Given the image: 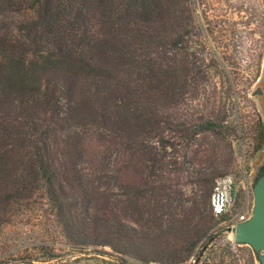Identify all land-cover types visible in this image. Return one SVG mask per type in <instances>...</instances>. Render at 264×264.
<instances>
[{"label":"rangeland","instance_id":"374dc122","mask_svg":"<svg viewBox=\"0 0 264 264\" xmlns=\"http://www.w3.org/2000/svg\"><path fill=\"white\" fill-rule=\"evenodd\" d=\"M152 1L130 18L94 5L97 44L65 52L50 80L33 1L0 5V264H260L209 197L231 175L233 213L253 209L264 0H154L144 11ZM139 96L154 97L152 108L127 121L117 103ZM36 146L55 175L51 193L21 184ZM119 220L127 248L91 243L92 226Z\"/></svg>","mask_w":264,"mask_h":264},{"label":"trees","instance_id":"16d2710c","mask_svg":"<svg viewBox=\"0 0 264 264\" xmlns=\"http://www.w3.org/2000/svg\"><path fill=\"white\" fill-rule=\"evenodd\" d=\"M12 1L13 0H0V5H4L5 8L11 7ZM32 1L33 4L29 7V13L33 14L31 15L32 18L38 16L36 19H39L41 23L39 26L40 28L36 33L37 43L41 50L47 53L46 58L43 59L41 69H43L45 77L49 80L51 78L50 74H59L61 69H63V65L66 64L67 54L65 52H68V50L89 51L97 44L98 39L90 21L94 5L102 2L106 7H109L110 9L114 8L116 15L124 18H130L139 11V8H141L139 0ZM153 3L154 0L149 5L144 4V11H149L151 7H153ZM13 62H15L14 58ZM0 74L1 76L4 75L1 69ZM114 85L116 86L117 83ZM45 93L47 94V91H45ZM153 99L155 98L139 96L137 98L124 100L123 104L117 103V108L121 105L123 106L125 119L127 121L131 118H140L144 114L143 110L152 108ZM126 133L129 136V132ZM260 136L262 139L263 134L261 133ZM260 147L261 143L256 149H260ZM43 153L44 151L41 146L35 147L32 156L29 159L30 166L28 167L27 174L22 177L21 184L24 186V189H26L27 186L28 188L40 187L48 191V193H51L50 191H53L55 188V175L49 168ZM3 156L4 155L0 153V162L2 161ZM116 174H119V170H116ZM15 181L18 182V179ZM197 187L198 189L200 188L202 193L206 192V185H202L201 181L197 183ZM53 195L50 194V196ZM11 197V194L7 195V200L11 199ZM55 197L57 198V196ZM170 201L176 203L177 206L180 205L181 202L179 198L175 197H171ZM197 202L198 200L193 201L194 204H197ZM176 211L177 209H175V212ZM212 216L214 215L212 214ZM217 218L224 217L220 216ZM61 226H65V224L62 223ZM126 228L130 227L124 226L120 220L110 224L109 228H105L106 231H104L102 226L94 225L91 228V233H94L95 236L90 237L91 243L97 246H110L118 250L124 248L125 245L127 248L128 244H125L122 240ZM210 240L211 238L209 241ZM203 248L205 249L206 246H203ZM198 260L199 259L196 260V263Z\"/></svg>","mask_w":264,"mask_h":264},{"label":"water","instance_id":"95a60500","mask_svg":"<svg viewBox=\"0 0 264 264\" xmlns=\"http://www.w3.org/2000/svg\"><path fill=\"white\" fill-rule=\"evenodd\" d=\"M252 192V215L229 230L235 244L248 245L256 254L259 263L264 264V169L253 184Z\"/></svg>","mask_w":264,"mask_h":264},{"label":"built area","instance_id":"2783aa9c","mask_svg":"<svg viewBox=\"0 0 264 264\" xmlns=\"http://www.w3.org/2000/svg\"><path fill=\"white\" fill-rule=\"evenodd\" d=\"M237 191L238 184L234 178L231 175H224L214 181V186L209 197V207L212 214L215 217L223 216L227 218L226 224L228 229L234 228L238 222H243L252 215V208H243L239 214L233 213Z\"/></svg>","mask_w":264,"mask_h":264}]
</instances>
